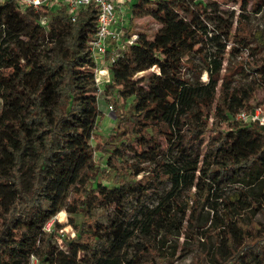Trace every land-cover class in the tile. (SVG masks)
Instances as JSON below:
<instances>
[{
    "label": "trees",
    "instance_id": "16d2710c",
    "mask_svg": "<svg viewBox=\"0 0 264 264\" xmlns=\"http://www.w3.org/2000/svg\"><path fill=\"white\" fill-rule=\"evenodd\" d=\"M219 2L238 3L241 10L249 4L255 12L264 8V0L130 3L123 41L126 49L108 64L109 80L102 84L117 95L113 97L111 124L105 134L97 133L95 144H91L84 127L93 123L99 113L92 93L98 88L94 62L88 49L96 28L95 4L82 7L75 22H71L64 6L47 8L42 13L21 9L16 0H0V133L4 135L0 193L2 187H11L8 199L0 194V264H28L41 240L42 255L48 264H163L177 241L171 227L176 232L188 230L198 240L194 228L200 209L197 207L192 217L186 216L190 226H183L176 211L181 212L182 218L185 209L178 202L175 207L169 202L174 200L175 189L198 186L203 178L214 184L234 180L239 168L248 175H264V131L232 117L248 104L254 85H264V61L225 67L222 55L211 56L204 51L208 41L224 37L233 41L232 50L240 53L246 48L248 55L253 56L264 51V35L246 32L243 26L232 29L222 13L217 15L211 30L205 22L206 7ZM143 11L159 24L152 38L132 29L133 16ZM44 14L57 22L42 24L40 17ZM242 16V12L237 15L238 19ZM133 32L137 37L130 42L127 38ZM39 39L56 41L52 54L45 48L38 50ZM191 52L203 56L206 80L198 79L202 70L195 81L183 77V60L188 61ZM151 67L153 72L145 73ZM140 72L144 73L135 78ZM234 74L240 79L251 78L243 82L232 79ZM141 82L148 87L144 88ZM130 96L132 100L126 103ZM120 99L122 105L118 104ZM210 115L216 131L206 135ZM192 116L203 125L186 121ZM220 123L227 127L217 129ZM161 124L165 129H161ZM158 132L176 152L171 162L154 161L157 152L151 141ZM143 146L147 149L143 150ZM29 150H34L39 158L30 159ZM127 150L155 165L130 168L131 164L121 159V153ZM99 151L97 160L109 153L105 163L113 162L115 167L109 186L96 178L103 167L99 163L93 165L92 154ZM88 163L91 168L84 170ZM165 180L171 181L163 198H167L166 204L161 201L151 208L141 225L147 233L149 225H159L160 235L148 234L138 252L129 257L121 255L132 233L130 223L113 222L109 227L95 224L90 218L92 200L110 199L115 209L121 210L120 201L127 192H144ZM72 186L75 197L68 200ZM240 195L234 192L222 199L229 211L234 207L244 209ZM63 208L80 215L73 225L74 235L56 233V221L52 230L45 232L44 224L55 214L65 223ZM223 229L220 230L226 231ZM54 236L61 238V247L51 243ZM97 239L102 240L103 250L94 253L91 262L77 258L81 246ZM244 239L240 248L231 247L224 258L214 253L216 264H264V234L253 229L246 232ZM206 255L205 250L199 251L190 264H214Z\"/></svg>",
    "mask_w": 264,
    "mask_h": 264
},
{
    "label": "rangeland",
    "instance_id": "374dc122",
    "mask_svg": "<svg viewBox=\"0 0 264 264\" xmlns=\"http://www.w3.org/2000/svg\"><path fill=\"white\" fill-rule=\"evenodd\" d=\"M132 1L137 2L139 0H128L125 4L121 5L126 17L130 16L129 5ZM45 10L46 9L42 8V13H44ZM239 12H242L243 14L240 19L237 17ZM219 13H222L228 18L227 21L232 25V29L236 27L240 29L241 26H243L246 32H261L262 35H264V8L259 12H255L250 5L247 4L245 9L241 10L238 3L232 2H219L215 4V6H208L205 11V22L209 24L211 30L214 28V24L218 20L217 15ZM44 15L47 16V21L49 23L52 24L57 22L53 17H50L47 14ZM133 24L132 29L134 31L143 32L149 38L153 37L159 27V24L145 11L136 13L133 16ZM232 44V40H226L224 37H219L208 41L204 46V51L207 55L209 52L211 56H213V54L218 56L222 55L223 65L225 67L236 64L246 65V62L248 61L253 62L256 60L259 63L264 61V51L249 56L245 50H241L240 53L232 50ZM54 45H56L55 40L49 43L46 39H39L37 47L38 50L41 51L45 48L47 49L46 51L48 54H52V47ZM119 47L121 48V46ZM122 49L125 50L126 48L122 47ZM187 57L188 61L183 60V66L181 69L183 77L195 81L198 72L202 70L198 79L200 81L206 79L207 75L203 70L205 67L203 56L198 55L196 52H191ZM155 70L157 71L156 68ZM222 70L225 71V68ZM148 72H153V69L150 68L145 71V73ZM143 73L144 72L137 73L135 78L140 77ZM250 78L251 75L246 79H240L238 74L232 76V79H240L243 82L249 81ZM11 83H14V79L11 80ZM141 85L144 88L148 87L145 82H141ZM254 86L256 87L248 101L249 103H255L264 98V87L260 86L259 83ZM92 93L96 96L99 113L95 115L94 122L87 124L84 127V130L90 135V143L95 144V140L97 139L96 134H105L110 127L111 121L109 117L112 116L113 107L110 109L109 104L113 103V97H116L117 95L106 90L103 85L99 90L95 89ZM131 100L132 96L127 97L126 103H129ZM118 104L122 105L121 99ZM186 121H191L200 126L203 125L200 120L193 116ZM213 126V117L210 115V117H208V125L206 126V135L215 133L216 130H213ZM226 127L227 125L225 123H220L216 128L223 129ZM161 129H165V125L161 124ZM3 142L4 135L0 133V152ZM151 142H154L155 150L157 152V154L154 155V161H173L176 152L174 149L170 148L169 140L164 137L162 132L154 134ZM142 149L146 150L147 148L146 146H143ZM101 152L99 151L92 154V163L94 166L99 163L101 167H103V170L98 173L96 178L98 181H101V183L109 186L112 183L115 167L112 164L113 162H110L108 165L105 163L109 153H106L102 160H97V156L100 155ZM28 157L37 160L39 155L36 154L34 150H29ZM121 159L129 162L131 164L130 168L132 169L143 166L151 168L155 165V162L143 161L133 150H127L121 153ZM90 168L91 165L88 163L84 170ZM195 174H198V171H196ZM25 178H28L27 174L25 175ZM210 184L212 185L211 187ZM170 188L171 181L165 180L161 182L158 187H152L144 192L129 191L120 201L121 210L115 209L114 203L111 202L110 199H93L90 209V218L95 224L107 227L113 222H129V229H132V233L126 246L121 251V255L129 257L138 252L142 243L146 241L149 236L148 234L160 235L161 228L159 225H149L148 233L142 230L141 225L146 220L145 214H148L151 208L155 207L161 201L166 204L167 198H163L166 197ZM10 189L11 187L4 186L1 188L0 194H3L8 199L11 196ZM74 189V186L70 188L67 198L68 200L75 197ZM234 192L241 193L240 196L243 201L244 209L234 207L232 208V211H229L223 204L222 199L231 196ZM169 202L173 207H175V203L178 202L185 209L184 217L180 218V211H176V215L181 219L182 225H188V227L190 226V222L186 219V216L192 217L193 213L195 215L196 208L199 207L200 210L196 216V226L194 228L197 232L198 240H195V235L189 233L188 230L176 232V229L171 227L172 234L176 237L177 241L174 243L175 247L169 249L170 253L168 254V258L162 261L163 264H190L193 260L195 261L197 259V253L204 250L207 252L206 256L208 261L216 264L213 254L216 253L222 258L228 256L231 247L238 249L245 243L244 236L246 232L250 233L253 229H257L259 234H264V175L256 176L255 173L248 175L247 171L239 168L237 178L234 180L225 179L214 184L211 183L209 178H203L198 186H195L194 184L184 185L175 189L174 200H169ZM256 206L259 208H255ZM62 210L66 213L65 223L55 218L56 214L52 217L54 219L53 221L58 223L56 233L73 236V225L79 220L80 215L66 208H63ZM215 213H217V216H215ZM220 229L226 231H221ZM248 238H251V234H249ZM51 243L54 247L59 248L62 246V241H59L57 236H54ZM43 247L44 242L41 240L39 242L38 251L35 254V257L37 258L36 264H48L42 255ZM102 250V240L97 239L88 246H81V249L77 253V258L84 257V263L91 262L92 255ZM28 264H30V259Z\"/></svg>",
    "mask_w": 264,
    "mask_h": 264
},
{
    "label": "built area",
    "instance_id": "2783aa9c",
    "mask_svg": "<svg viewBox=\"0 0 264 264\" xmlns=\"http://www.w3.org/2000/svg\"><path fill=\"white\" fill-rule=\"evenodd\" d=\"M21 9H32L34 11L59 8L64 6L70 21L75 22L80 9L90 3L96 6V28L88 41L90 57L94 62L93 73L94 81L99 90L104 81L109 80L108 64L114 62L122 53L124 45L125 29L128 25V17L122 10L123 4L128 0H16ZM40 22L45 24L47 16L42 15ZM137 37L133 32L128 36V41ZM123 40V41H122ZM121 46V48L119 47ZM247 51V49H243ZM107 51L108 54H107ZM248 54V51H247ZM152 69L154 67H151ZM207 78V77H206ZM206 80V79H204ZM264 87V85H262ZM112 108V104H109ZM232 117L245 124H255L264 131V98L249 103L239 108L232 114ZM54 219H49L43 226L45 232H50L53 227ZM61 241V238L58 237ZM30 264H36L37 258L34 254L30 255Z\"/></svg>",
    "mask_w": 264,
    "mask_h": 264
}]
</instances>
